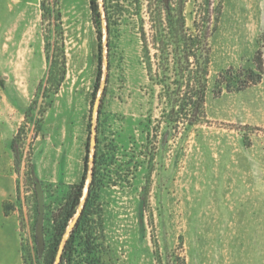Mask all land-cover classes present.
Segmentation results:
<instances>
[{"label": "rangeland", "instance_id": "374dc122", "mask_svg": "<svg viewBox=\"0 0 264 264\" xmlns=\"http://www.w3.org/2000/svg\"><path fill=\"white\" fill-rule=\"evenodd\" d=\"M118 28L94 201L103 260L264 264V80L216 93L219 72L252 64L264 0H223L206 120L177 132L158 122L160 88L148 78L137 19L124 14ZM106 73V37L100 47L89 0H0V264L44 252L89 141L87 186Z\"/></svg>", "mask_w": 264, "mask_h": 264}, {"label": "trees", "instance_id": "16d2710c", "mask_svg": "<svg viewBox=\"0 0 264 264\" xmlns=\"http://www.w3.org/2000/svg\"><path fill=\"white\" fill-rule=\"evenodd\" d=\"M193 1L196 9L188 12L192 0H89L100 47L104 35L107 46V73L97 108L91 179L85 195L91 151L88 141L81 181L71 186L66 200L52 212V233L45 243L44 252L41 254L38 247L35 254L24 251V264H107L102 257L100 242L103 231L100 205L94 201L98 196L100 125L110 76L109 55L113 36L119 34L118 27L124 14L137 19L147 75L160 88L157 95L161 108L159 124L165 123L177 132L206 120L211 37L217 30L223 0ZM42 8L45 9L43 1ZM101 76L100 65L96 90L100 88ZM263 80L264 31L258 37L252 64L229 66L219 72L216 93L242 91ZM21 135L22 127L13 139L16 153H19L16 147ZM155 137H158V131ZM148 138L151 139L150 133Z\"/></svg>", "mask_w": 264, "mask_h": 264}, {"label": "water", "instance_id": "95a60500", "mask_svg": "<svg viewBox=\"0 0 264 264\" xmlns=\"http://www.w3.org/2000/svg\"><path fill=\"white\" fill-rule=\"evenodd\" d=\"M90 179H91V175H90ZM89 181H90V180H89ZM88 184H89V182H87V186H86V188H85V195H86V193H87ZM83 200H84V197H83L82 201H83Z\"/></svg>", "mask_w": 264, "mask_h": 264}]
</instances>
